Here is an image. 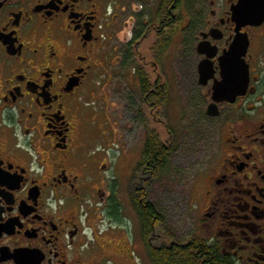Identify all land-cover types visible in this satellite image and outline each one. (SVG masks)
Wrapping results in <instances>:
<instances>
[{
  "label": "flooded vegetation",
  "instance_id": "af4514ba",
  "mask_svg": "<svg viewBox=\"0 0 264 264\" xmlns=\"http://www.w3.org/2000/svg\"><path fill=\"white\" fill-rule=\"evenodd\" d=\"M120 1L0 0V264H154L151 251L180 245L170 240L166 244L160 235L163 216L156 204L146 201L141 169L134 171L132 204L126 211L139 227V238L130 241L117 227L119 218L106 207L110 196L99 178L109 164L95 153L113 130H84L80 119L87 111L80 102L103 74L129 68L131 43L137 56L141 43L154 36L149 53L157 67L182 25L194 32L196 74L200 62L212 56L211 80L200 85L197 74L196 84L206 101L204 116L214 120L219 136L228 137L231 151L216 184L230 186L238 180L242 187L236 193L231 187L224 189L216 202L207 191L213 215L220 220V235L211 242L198 238L210 245L213 255L217 251L233 264H264V22L238 25L232 9L241 0H203L201 18L195 20L184 9L187 0H174L162 18L157 5L154 21L149 18L134 42L143 7L136 6L120 28V17L130 11L121 8ZM251 2L264 9V0ZM183 10L185 20L177 14ZM112 32L116 38L119 32L124 34V47L106 45ZM238 35L247 43L243 61L249 83L244 96L231 104H216L212 93L221 81L219 59ZM162 36H169V44L157 56L153 49ZM200 43L205 55L197 52ZM116 52L123 60L119 64L111 62ZM164 84L157 78L145 90L143 102L153 124L154 112L161 108L164 113L167 108L170 96ZM213 107L215 115L210 117L208 110ZM102 121L115 127L114 134L121 129L120 121L112 124L107 115ZM96 122L94 118L91 124ZM165 131L170 138L172 132ZM91 132L98 135L96 141L86 139H93ZM168 141L162 140L166 149ZM99 163L104 164L101 175Z\"/></svg>",
  "mask_w": 264,
  "mask_h": 264
},
{
  "label": "rangeland",
  "instance_id": "374dc122",
  "mask_svg": "<svg viewBox=\"0 0 264 264\" xmlns=\"http://www.w3.org/2000/svg\"><path fill=\"white\" fill-rule=\"evenodd\" d=\"M158 1L121 0L120 7H130V11L129 14L120 17V28L124 24L123 20L126 21L128 16L133 14L132 10L140 5L143 7L145 18L154 21ZM202 1L187 0L188 6L184 7L194 20L201 18ZM185 10L183 13L177 11V14H183V20L186 19ZM188 29L180 26L177 36L157 67L153 65L154 61L149 53L155 44V37L149 36L141 43L137 56L132 58V64L127 65L129 68L124 71L121 67L118 70L116 66L117 68L110 71L112 75L107 72L100 77L101 79L96 77L100 82L93 91L85 92L81 96L83 102H80V107L87 111V113L84 111L80 119L83 129L92 131L94 128L95 132L96 129L98 132H106L109 127L108 131L113 130L109 137L101 141L95 153L100 161L106 159L109 164L108 172L102 174L104 164L99 163L100 175L102 174L99 178L106 185L110 196L106 207H110L109 210L119 218L117 227L122 228L130 241L133 237L139 238V227L137 224L134 226L131 217L126 215L132 204L131 183L134 181V171L140 164L145 138L150 132H156L158 135L161 133L160 138L169 140L168 145L172 144L173 150L162 176L159 179H152L143 174L141 184L146 201L156 204L163 216L164 227L160 235L166 244L170 240L172 243L186 245L197 237L206 242L217 240L221 224L219 217L215 218L213 215L214 209L209 202L207 191L212 193L211 200L216 202L218 196L224 193V189L231 187L235 193L242 189L238 180H233L234 184L230 186L216 184L220 174L224 172L220 168L231 155V151L226 143L228 137L219 136L214 120L204 116L206 101H203L196 84L198 63L192 49L194 32ZM123 42L124 34L119 32L118 38L113 34L106 45L121 48L124 47ZM114 61L116 64L123 61L119 52L114 53L111 62ZM138 66L145 68L150 84L157 78L161 83H165L167 96H170L164 113L161 108L154 112L156 116L154 124L149 115V108L140 95L138 78L134 75V70ZM129 89L133 91L130 92ZM84 103L91 106H84ZM131 111L134 117L132 120ZM105 115L112 124L120 121L118 127L122 131L120 129L114 134L113 125L104 126L105 122L102 120ZM94 118L97 121L95 126L91 124ZM157 122L160 125H157ZM166 128L172 132L170 138L164 134ZM121 133H125V137L120 139V142L117 138ZM96 136L93 134L92 140L91 137L86 139L96 141L98 139ZM228 191L230 190H227V193Z\"/></svg>",
  "mask_w": 264,
  "mask_h": 264
},
{
  "label": "trees",
  "instance_id": "16d2710c",
  "mask_svg": "<svg viewBox=\"0 0 264 264\" xmlns=\"http://www.w3.org/2000/svg\"><path fill=\"white\" fill-rule=\"evenodd\" d=\"M156 9L158 17H164L174 4V0H160ZM151 19L145 18V14H141L138 19L137 30L135 31V41L139 40L142 35L139 31L143 29L146 22ZM169 44V36H162L161 39L154 46L153 53L157 56H161ZM135 43L129 44L128 48L131 52L132 58L134 55ZM136 75L139 79V87L141 89L142 98L147 100L145 93L147 88L151 86L149 84V76L141 71V68L136 67ZM158 108L161 105V98H157ZM145 144L143 146V153L141 155L140 164L137 169L143 170L144 175H148L152 179H159L164 170L169 164V159L172 154V144L165 148L164 143L160 140L159 135L156 132H150L145 138ZM147 183V181H146ZM149 224V220L147 218ZM146 222V223H147ZM211 250L210 245H207L205 241L198 238L191 240L186 245H174L173 247H167L162 251L150 252L149 258L154 264H233L228 262L225 258L220 255L217 251L216 254Z\"/></svg>",
  "mask_w": 264,
  "mask_h": 264
},
{
  "label": "water",
  "instance_id": "95a60500",
  "mask_svg": "<svg viewBox=\"0 0 264 264\" xmlns=\"http://www.w3.org/2000/svg\"><path fill=\"white\" fill-rule=\"evenodd\" d=\"M252 0H241L238 6L232 9L233 17L238 18V25H261L264 22V9H260L258 4H252ZM238 35L235 37L229 52L225 53L220 62L221 81L213 87L212 100L216 104L223 102L233 103L237 97L244 96V92L248 86L249 72L243 58L246 54L247 43ZM199 55H205L204 46L202 43L197 47ZM212 56H207L206 59L200 62L197 74L198 84L207 85L212 78L211 63L209 60ZM73 85L68 86L71 91ZM215 115L214 107L209 108L208 116Z\"/></svg>",
  "mask_w": 264,
  "mask_h": 264
}]
</instances>
